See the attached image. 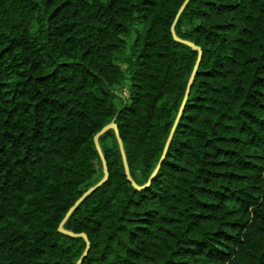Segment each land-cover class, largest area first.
<instances>
[{
  "label": "trees",
  "instance_id": "16d2710c",
  "mask_svg": "<svg viewBox=\"0 0 264 264\" xmlns=\"http://www.w3.org/2000/svg\"><path fill=\"white\" fill-rule=\"evenodd\" d=\"M185 0H0V264H77L59 232L104 177L115 123L149 182L199 52ZM202 50L165 160L109 180L65 225L82 264H264V0H191Z\"/></svg>",
  "mask_w": 264,
  "mask_h": 264
},
{
  "label": "water",
  "instance_id": "95a60500",
  "mask_svg": "<svg viewBox=\"0 0 264 264\" xmlns=\"http://www.w3.org/2000/svg\"><path fill=\"white\" fill-rule=\"evenodd\" d=\"M191 0H185V2L183 3V5L181 6L180 10L178 11L177 15H176V18H175V21L172 25V28H171V33L173 35V38L175 39V41H177L178 43H181V44H184L186 46H189L191 47L193 50H196L199 52V57H198V60H197V63L194 67V70H193V73L190 77V80H189V84H188V87H187V90H186V94H185V97H184V100H183V103H182V106L180 108V111H179V114L177 116V119L175 121V124L172 128V131L170 133V136L168 138V141L166 143V146H165V149H164V152H163V155L161 157V160L158 164V166L156 167L155 171L153 172L149 182L147 183V185L145 186H139L135 181L134 179L132 178L131 176V172H130V168H129V164H128V160H127V156H126V152H125V148H124V143L120 137V134H119V130H118V126L115 124V123H111L109 125H107L106 127H104L94 138V142H95V145H96V149L102 159V163H103V168H104V177L103 179L95 186L91 187L88 191H86L82 197L74 204V206L68 211V213L66 214L65 218L63 219V221L61 222L60 226H59V232L62 233V234H65V235H68L70 237H73V238H83L85 241H86V244H87V247H86V250L83 254V256L81 257V259L78 261L77 264H82L83 260L87 257L88 253H89V250H90V242L88 240V237L86 234H75L73 232H70V231H67L65 229V225L66 223L69 221V219L71 218V216L73 215V213L78 209V207L86 200V198H88L90 195H92L94 192H96L99 188H101L108 180H109V170H108V165H107V162L105 160V157L103 155V151H102V148L100 146V138L105 135L107 132L109 131H115V134H116V137H117V140H118V143H119V148H120V152H121V156H122V159H123V164H124V168H125V174H126V177L128 179V181L132 184V186L134 187V189L136 191H142V190H145L146 188H148L150 185H151V182L153 181V179L156 177V175L158 174L161 166H162V163L163 161L165 160L166 158V155H167V152H168V149H169V146L171 144V141L173 139V136L175 134V131H176V128L178 126V123L180 121V118L182 116V113H183V110H184V107L188 101V98H189V94H190V89H191V86L193 84V81H194V78H195V75L197 73V70H198V67H199V64L201 62V58H202V50L197 47L195 44L189 42V41H186V40H182L180 39L177 34H176V25L181 17V15L183 14L185 8L187 7V5L189 4Z\"/></svg>",
  "mask_w": 264,
  "mask_h": 264
}]
</instances>
